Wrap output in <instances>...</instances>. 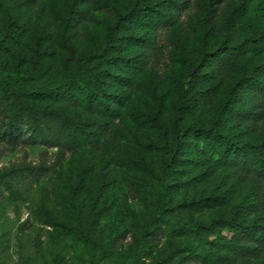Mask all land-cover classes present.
Instances as JSON below:
<instances>
[{"label": "trees", "instance_id": "trees-1", "mask_svg": "<svg viewBox=\"0 0 264 264\" xmlns=\"http://www.w3.org/2000/svg\"><path fill=\"white\" fill-rule=\"evenodd\" d=\"M34 147L0 167V207L69 174L20 226L86 264H264V0H0V162ZM119 195L143 209L124 227Z\"/></svg>", "mask_w": 264, "mask_h": 264}, {"label": "rangeland", "instance_id": "rangeland-1", "mask_svg": "<svg viewBox=\"0 0 264 264\" xmlns=\"http://www.w3.org/2000/svg\"><path fill=\"white\" fill-rule=\"evenodd\" d=\"M132 102L133 106L141 104L140 97L138 94L134 95ZM139 133L141 138L147 135L146 132ZM42 151L43 148L34 147L27 148L24 151L18 150L15 152H11L0 162V167L20 162V160L24 158L25 155L27 156V162L37 164L40 161V154ZM53 152L55 151H50V153ZM134 153L135 152L132 148H128L126 152H123L121 154V156L123 158H131ZM112 167L114 166L112 165ZM116 170L118 172V178L115 190L118 191V185L120 184V182L122 183L121 187H123L124 189V178L127 177L129 171L127 169L119 168H116ZM68 175L69 174L64 173L60 176L52 175L47 178H41L39 182L31 185L32 187L29 188V192L24 197V199L19 200L17 202L6 200L2 204V206L0 207V245L1 243L5 245V251L0 256V264H24L28 259L36 258L40 255L52 258V255H55V253L61 254V264L87 263L85 249L78 242L76 237H59L56 241V244L51 245L46 227L35 224L32 230H25L24 227L20 226L23 222L30 218L33 204L39 196V187L46 185L50 187L51 190H53L54 192L62 193L66 188ZM234 176L240 179L241 185H248L250 183V179L244 178L238 173L234 174ZM210 186V184H206L204 186L195 187L191 189V191L199 189L207 190ZM55 197L56 198L54 203L56 208H58V212H60V219L69 220V212L63 204L61 197ZM256 202L258 209H261V205L264 202V195H259V197L256 198ZM117 205L120 209L122 227L128 226L133 220V216H140L143 212V209L141 208L140 204L137 201L132 200L129 196L127 198L126 196H120L117 200ZM111 211H113V209ZM107 222L108 219L103 217L100 222V228L105 229L107 226ZM24 232L25 234H23ZM37 239H39L42 244L40 250L36 243ZM1 250L2 248L0 246V251ZM132 262V256L130 257V255L125 253L123 255L111 256L107 261L101 264H132Z\"/></svg>", "mask_w": 264, "mask_h": 264}]
</instances>
